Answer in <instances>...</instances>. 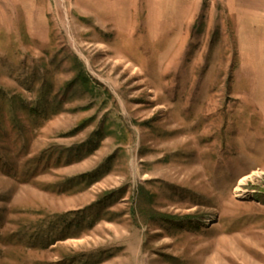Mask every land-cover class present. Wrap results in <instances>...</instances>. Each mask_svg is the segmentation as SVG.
I'll use <instances>...</instances> for the list:
<instances>
[{"label":"rangeland","instance_id":"1","mask_svg":"<svg viewBox=\"0 0 264 264\" xmlns=\"http://www.w3.org/2000/svg\"><path fill=\"white\" fill-rule=\"evenodd\" d=\"M0 264H264V0H0Z\"/></svg>","mask_w":264,"mask_h":264},{"label":"trees","instance_id":"2","mask_svg":"<svg viewBox=\"0 0 264 264\" xmlns=\"http://www.w3.org/2000/svg\"><path fill=\"white\" fill-rule=\"evenodd\" d=\"M78 80L81 82V84H83L85 87L89 88L90 90H92V88L90 87L91 86V83L89 81V79L84 75L83 72H80L79 75H78ZM33 109H31L32 111ZM35 111V110H33ZM84 127V125H81L79 128L75 129V131H73L72 133L70 134H75L76 132H79L80 129H82ZM67 215H71V213L67 214ZM66 216V215H65ZM160 221H163V222H167V223H170V221H165V219H162L160 218L159 219Z\"/></svg>","mask_w":264,"mask_h":264},{"label":"bare ground","instance_id":"3","mask_svg":"<svg viewBox=\"0 0 264 264\" xmlns=\"http://www.w3.org/2000/svg\"><path fill=\"white\" fill-rule=\"evenodd\" d=\"M247 180H248V178H244V179H242V180L239 182V185H238L237 188H236V192H237V193L243 191V186L246 185Z\"/></svg>","mask_w":264,"mask_h":264}]
</instances>
